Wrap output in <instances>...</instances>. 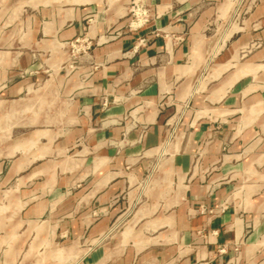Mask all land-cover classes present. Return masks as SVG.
I'll list each match as a JSON object with an SVG mask.
<instances>
[{
    "label": "crops",
    "instance_id": "1",
    "mask_svg": "<svg viewBox=\"0 0 264 264\" xmlns=\"http://www.w3.org/2000/svg\"><path fill=\"white\" fill-rule=\"evenodd\" d=\"M42 1H33L32 11L49 15L50 22L36 25L29 41L19 32L17 40L14 31L2 34L0 63L30 61L26 51L55 67L67 59L64 43L84 33L90 11L46 9ZM224 2L153 0L156 18L150 24L109 40V30L122 26L118 11L89 27L87 35L98 42L90 61L100 68L83 64L66 81L62 96L73 103L65 121L56 113L31 118L27 97L10 100L28 91L26 81L2 91L1 118L24 113L25 119L1 121L2 130L12 127L13 133L12 142L10 135L0 139V264H35L26 255L42 246L39 239L57 248L63 238L75 244L90 235L87 214H75L93 203L105 206L122 187L119 182L107 188L116 180L115 162L150 157L164 147L169 130L161 104L181 107L199 92L207 95L196 99L193 127L166 148L180 199L158 215L153 204L140 206L119 241L85 252L82 264H264V47L240 57L252 39L264 41V0L250 18L255 34L229 42L217 57L206 34ZM22 11L3 5L0 29L7 25L3 14ZM5 68L2 78L11 76ZM205 71L208 89L201 91ZM128 113L139 117L124 143ZM72 190H78L76 198L69 197ZM107 229L104 219L91 234Z\"/></svg>",
    "mask_w": 264,
    "mask_h": 264
},
{
    "label": "rangeland",
    "instance_id": "2",
    "mask_svg": "<svg viewBox=\"0 0 264 264\" xmlns=\"http://www.w3.org/2000/svg\"><path fill=\"white\" fill-rule=\"evenodd\" d=\"M33 1L35 0H0V10L3 5H20L24 9L20 14H3V20L6 21L7 25L4 26V29H0V36L2 34L13 33L14 31L12 39L15 38L17 40L19 32L22 38L29 41V39L32 40L35 36L36 25L50 22L49 15L44 19L41 17L44 15L40 16L37 12L32 11L31 5ZM258 1L225 0L220 13L217 14V17H214L206 34L207 37L212 38L214 43H216L215 53L218 52L217 57H220L227 49L229 42L231 44V42L241 37V35L249 34L253 36L255 34L256 31L252 29L250 18ZM42 3L43 7H48L46 9H50V6L55 5L58 9L61 7H80L83 10L90 11L84 22L86 29L82 35L64 43L63 51L68 57L66 56L67 59H62L56 67L50 61L42 60L38 53L33 51H26V54L30 56V61L23 62L21 60L20 62H14L6 60L4 64L0 63V75L4 67H6L5 70H8L6 73L11 74L10 77L2 78L0 76V102L2 91L8 85L11 86L12 84L26 81L28 91L10 100L27 97L25 104L27 112L25 113L31 118L49 117L56 113L59 118L58 121H65L72 109V105L70 104L73 103L72 98L66 101V98L62 96L66 81L83 64H89L93 68V71H97L100 68L98 63L90 61L98 42L87 35L89 27H94L95 24L104 22L106 18L111 17L113 13L118 11V14L121 16L120 25L122 24V26L121 28H111L109 30L106 37L109 40V38H119L124 33L141 30L156 18V14L154 12L153 0H44ZM43 7L42 9H44ZM18 21H20V24ZM17 27L20 28V31L17 30ZM140 42L142 45L146 43L145 40H141ZM263 47V39H252L240 50V57L246 58ZM205 70L208 72V67ZM206 71L199 79L201 91H207L208 89L207 81L204 79ZM12 73H16V76ZM82 81H84V77H82ZM206 95V93L199 92L195 96L193 95L181 107H177L175 102L171 103L167 108L161 104L159 111L163 116L165 125L168 124L166 126L167 132L169 130L167 134L168 138L165 141L167 143L156 154L150 157L139 155L133 157L132 160L124 158L120 163H114L118 167L116 170L117 176H115L116 180H111L112 183L107 188L109 189L111 185L119 182L123 183L122 187L111 193L105 206L93 203L84 209V211H81L80 208L75 214H87L90 220V235L87 234V236L77 240L75 244H66V239L63 238L58 241L57 248H53L48 241V243L44 241L40 242L39 239L37 243L39 242L42 246L37 249L36 253H31L30 255L27 253L26 260L30 259V262L32 260L35 264H82L85 252L99 247L111 248L112 245L118 242L119 238H117V235L121 234L127 227L135 211L140 206L146 203L149 205L153 204L157 215L166 210L168 212L171 211L175 201L180 199V192L178 191L179 184L176 176L171 171L172 152L168 153L166 148L168 142L172 144V141L180 131L187 133L193 127L194 114L199 110L196 99L203 98ZM103 106L105 108L109 106V101L106 98H104ZM9 107L12 108L11 106ZM138 112L137 114H139ZM137 114L128 113L123 119L126 122L130 121L129 127H127L124 133L123 142L126 141L130 131L137 129L136 120L139 117ZM1 115L0 111V139L3 137L8 138L10 135L11 141L9 142H12V127H10L9 133L2 130L1 121L5 123L9 121L11 123L24 121L25 115L24 113L23 115L17 113L19 117L15 118H12L15 114H10L11 116L6 118H1ZM64 127L62 126V128ZM65 130L64 128L63 132ZM80 144L81 142L78 143V145ZM117 149H120L119 146ZM108 189H106L107 193L109 192ZM77 193L78 190H72L69 192V197L76 198ZM75 210L78 209L75 207ZM104 219H107L108 222L107 231L100 235H92L91 229ZM141 226V222L136 224L134 228L136 233L141 231ZM45 229L47 230V227L40 228L41 231ZM39 233L41 234V232ZM131 240L127 241V245L131 244Z\"/></svg>",
    "mask_w": 264,
    "mask_h": 264
}]
</instances>
